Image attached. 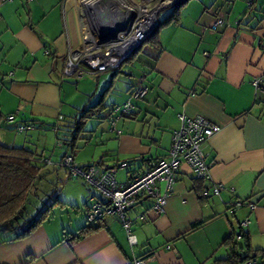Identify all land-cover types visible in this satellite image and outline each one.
Instances as JSON below:
<instances>
[{
	"label": "crops",
	"instance_id": "obj_1",
	"mask_svg": "<svg viewBox=\"0 0 264 264\" xmlns=\"http://www.w3.org/2000/svg\"><path fill=\"white\" fill-rule=\"evenodd\" d=\"M113 1L103 0L101 12L107 4L116 6ZM84 2L89 1L0 0V106L5 117L20 112L15 123L4 124L1 143L31 150L40 146L36 154L57 166L65 150L53 163L46 148L48 131L56 140L53 125L69 126L81 110L101 100L107 109L94 118L108 121L112 108L125 103L145 76L147 97L134 102V114L120 120L116 130L110 125L112 137L104 140L100 125L90 131L85 126L77 151L89 147L90 155L82 158L76 151L77 164L126 163L127 180L143 175L168 159L173 133L181 127L179 115L203 117L221 128L202 149L212 182L225 189L214 196L211 184L197 182L183 164L165 213L153 211L150 196L127 212L136 238L131 245L114 214L94 223L96 231L81 235L93 200L103 196L83 179L68 177L61 190L78 192L60 194L52 215L31 235L15 240L25 221L0 225V264H215L231 255L226 242L237 232L249 237L253 251L264 252V85H253L264 77V0H190L177 21L159 30L157 46L143 47L142 57L136 55L119 72L67 76L69 56L96 28ZM219 17L225 25L212 30ZM25 121H34L35 129L18 133L16 124ZM45 203L38 199L36 205ZM236 249L245 256L246 250ZM244 264H264V259L259 254Z\"/></svg>",
	"mask_w": 264,
	"mask_h": 264
},
{
	"label": "built area",
	"instance_id": "obj_2",
	"mask_svg": "<svg viewBox=\"0 0 264 264\" xmlns=\"http://www.w3.org/2000/svg\"><path fill=\"white\" fill-rule=\"evenodd\" d=\"M35 0H28L34 2ZM126 16L120 17L114 11L108 19V27L119 28L112 39H103L94 29L87 31L83 38L82 48L74 51L69 56L64 73L67 76L79 74L97 75L108 71H117L122 64L136 51L155 30L159 22V16L154 13L153 20L150 14L156 10L152 6V0L144 3H135L127 0ZM125 11V9H124ZM122 18V19H121ZM150 24L152 25L149 28ZM225 25L222 17L216 19L212 30H218ZM257 89L264 85V77L253 82ZM148 95L146 77L138 78L137 86L130 92L127 101L121 106L112 108L109 117L111 128L116 130L117 123L131 117L134 114V102L142 101ZM16 114L8 117L9 123H15ZM181 127L173 133L172 146L167 160H163L143 175L133 176L124 183H119L116 178L118 167L106 165H90L82 167L76 163L72 155H68L62 163L68 175L74 179H83L90 186L96 188L103 196L101 200L94 199L92 206L85 216L87 225H92L108 215H117L128 234L131 245L136 244V238L131 231V222L127 220V212L137 205L145 197L154 199L153 211L161 215L165 213L168 199L173 194L176 185V174L185 164L189 167L194 178L211 184V192L214 196H220L225 187L223 184L212 182L210 168L203 152V145L221 128L203 117L188 118L179 115ZM60 120H63L61 117ZM33 124H19L18 132L34 130ZM120 133V132H119ZM63 142H58L61 147ZM126 168L127 164H121ZM242 203H238V206ZM253 209L254 206H251ZM248 222V221H247ZM245 222L243 225H247ZM237 240L243 241V234L237 232ZM136 264H144L143 260Z\"/></svg>",
	"mask_w": 264,
	"mask_h": 264
},
{
	"label": "trees",
	"instance_id": "obj_3",
	"mask_svg": "<svg viewBox=\"0 0 264 264\" xmlns=\"http://www.w3.org/2000/svg\"><path fill=\"white\" fill-rule=\"evenodd\" d=\"M189 1L190 0H180L178 3H176L172 7L169 16L164 20H159L158 25L152 34H150L146 41L122 64L121 68L125 64L131 63L134 60V57L140 53L143 47L146 45L157 46L159 30L171 22L177 21L179 19L180 11ZM121 68L115 72H119ZM104 109H107V107L103 105V101L101 100L95 106L81 110L80 116L71 120L68 123L69 126H60L59 123L53 125V130L56 134V145L59 141L63 142L61 148L65 150V154L62 157L59 166L63 167V160L68 155H72L74 157L76 151L78 150L77 144L81 140L80 137L84 132L87 122L97 116V114ZM59 122H63V120H59ZM5 123H9L8 117L4 116L0 106V131L3 129ZM34 123V121H25L23 123L16 124V127L19 124H33L35 127ZM47 164H49L48 159L42 158L41 155H37L36 152L31 149L24 147H9L2 144L0 141V225L15 221L18 217L23 215V211L25 210V207L27 206L29 198L33 192L34 185L38 180L41 179L42 169ZM120 166L121 164H118L114 167L122 169ZM69 178L74 179L70 176ZM196 181L200 183L203 182L197 179ZM54 199L55 204L45 203L44 206H42V208L36 214H34L33 217L31 216V218L25 220V224L23 225L24 228L21 234H19L15 240L24 239L31 235V233L41 223H43L52 215L51 213L54 211V206L60 203L59 196H56ZM24 213L26 215L29 212ZM203 224L204 221L194 224L192 226V230L198 229ZM92 225H87L81 231V235H86L98 229L94 228ZM236 237L237 235L234 233L226 242L231 246V255L227 259L216 261L215 264L250 263L251 261H254L259 254L264 259V252L253 251L251 249L249 237L247 235L243 234V241L241 243L237 242L238 240ZM237 246H239V250H246L245 256H242L241 253L237 251Z\"/></svg>",
	"mask_w": 264,
	"mask_h": 264
},
{
	"label": "rangeland",
	"instance_id": "obj_4",
	"mask_svg": "<svg viewBox=\"0 0 264 264\" xmlns=\"http://www.w3.org/2000/svg\"><path fill=\"white\" fill-rule=\"evenodd\" d=\"M156 5V3H153L152 6ZM141 53V52H140ZM140 53L137 54V58L140 59V57H142V55H140ZM138 59L136 61H138ZM124 104V103H123ZM123 104H120L118 106H121ZM97 125H100V127L104 130H106V133H104V140H106L107 138L112 137L110 134V131L108 129H110V124H109V120H104V121H100L99 118H94L91 119L90 122L86 125V129L87 130H91L92 128H96ZM28 133V132H27ZM32 135V134H31ZM49 139L47 141V152L49 153V156H51L52 162L53 163H58L63 155V149H61L60 147H57L56 145V140L55 143L53 141V134L51 133V131H48ZM26 136V135H24ZM23 136V137H24ZM29 136V135H28ZM35 145H37L35 143ZM110 146V145H109ZM38 147L40 146H34L33 147V151H37ZM111 147V146H110ZM77 155H81L82 158H86V156L90 155V148L89 147H83L80 151H77ZM78 163V162H76ZM69 175L68 172L66 170V168L61 167L59 165L54 166L51 163L47 164L43 167L42 169V174H41V179L38 180L35 185H34V189L33 192L30 196L29 199V204H27V206L25 207V210L23 211V215L18 217L16 219V222L19 224H22L26 219L29 218V213L27 215H25L24 212H30V216H34V214H36L41 208L42 206L39 207V205L37 204L38 199H40V201L46 202V203H50V204H55V197L59 196L60 194L63 196L66 193H76V191L78 192V189H70V187L66 188L65 191L63 192L61 190V188H64L63 186V181L64 179H68ZM116 178L118 180L119 183H124L127 181V176H126V171L125 169H120L117 170L116 173ZM74 182L76 179H72ZM70 181V183H72ZM96 191V188H95ZM63 193V194H62ZM93 204V202H92ZM91 204V206H92ZM36 205L35 210L33 208H31L30 206ZM55 210V209H54ZM27 216V218H26Z\"/></svg>",
	"mask_w": 264,
	"mask_h": 264
},
{
	"label": "bare ground",
	"instance_id": "obj_5",
	"mask_svg": "<svg viewBox=\"0 0 264 264\" xmlns=\"http://www.w3.org/2000/svg\"><path fill=\"white\" fill-rule=\"evenodd\" d=\"M88 1L89 2H84V3L87 5L89 15L92 17L93 21L95 22V27L97 28V29L95 28L96 30H98V28H100L102 25H105L106 27H108V19L110 18L111 14L114 13V11L118 13L120 17H123L126 14V5L128 3L127 0H114L113 2L115 3H113V5H116V6H111L112 4L110 5L107 4L103 12H101V9L98 7V5L101 4L103 0H88ZM117 3H118V6H117ZM166 4H163V6ZM93 9L96 11V13H94ZM156 11L157 9L150 14L151 20H153L154 13ZM96 18H98L99 21H97ZM152 25L150 24L148 29H150Z\"/></svg>",
	"mask_w": 264,
	"mask_h": 264
},
{
	"label": "water",
	"instance_id": "obj_6",
	"mask_svg": "<svg viewBox=\"0 0 264 264\" xmlns=\"http://www.w3.org/2000/svg\"><path fill=\"white\" fill-rule=\"evenodd\" d=\"M168 1H170V2H168ZM179 1L180 0H152V3H156L155 8L157 9V11H156L157 17L160 16V13L163 10L175 5ZM166 2H168V3L163 6V4ZM93 11H94V13H96V11L94 9H93ZM96 19H97V21H99L98 18H96ZM92 28L94 29L95 32L99 33L103 39H106V40L114 38L116 36V33L119 31V28L106 27L105 25H102L100 28H98V30H96L94 27H92Z\"/></svg>",
	"mask_w": 264,
	"mask_h": 264
}]
</instances>
